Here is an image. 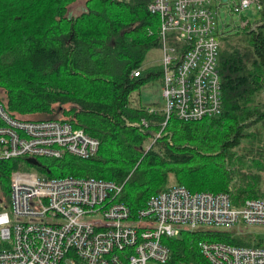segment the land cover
Here are the masks:
<instances>
[{
  "label": "trees",
  "instance_id": "1",
  "mask_svg": "<svg viewBox=\"0 0 264 264\" xmlns=\"http://www.w3.org/2000/svg\"><path fill=\"white\" fill-rule=\"evenodd\" d=\"M77 1L0 0V103L6 112L69 122L100 142L90 159L40 158L37 170L50 178L125 183L121 201L134 214L175 185L225 193L234 206L264 201V4L259 23L221 38L222 114L191 123L173 118L164 128L163 110L152 114L131 101L145 84L162 81L160 63L145 67L148 53L160 49L159 20L148 11L152 0H86V12L71 19ZM66 105L63 118L55 117ZM24 160L0 161L4 191L11 193L10 176L25 171ZM202 241L264 247L250 234L201 227L163 240L167 264H210Z\"/></svg>",
  "mask_w": 264,
  "mask_h": 264
},
{
  "label": "built area",
  "instance_id": "2",
  "mask_svg": "<svg viewBox=\"0 0 264 264\" xmlns=\"http://www.w3.org/2000/svg\"><path fill=\"white\" fill-rule=\"evenodd\" d=\"M215 2L152 0L148 6L159 20L164 127L173 118L191 123L223 112L218 18L227 2ZM253 7L261 12L262 1L238 0L232 11L241 16ZM250 25L241 20V29ZM99 148L97 139L69 122L16 119L0 103V161L67 155L87 160ZM10 182L12 216L0 213V264H167L170 249L163 240L184 231L264 228L261 199L234 206L225 193L175 185L134 214L121 201L125 183L21 170L12 172ZM199 249L210 264H264V247L202 241Z\"/></svg>",
  "mask_w": 264,
  "mask_h": 264
},
{
  "label": "rangeland",
  "instance_id": "3",
  "mask_svg": "<svg viewBox=\"0 0 264 264\" xmlns=\"http://www.w3.org/2000/svg\"><path fill=\"white\" fill-rule=\"evenodd\" d=\"M222 0H216L215 4L216 6L221 2ZM236 0H230L227 4L221 5L219 10V33L221 38L224 36L236 33L241 30V20H249L251 23V26L256 25L261 19V12H258V10L253 7L249 11H246L243 15L239 16L237 14H234L232 11L233 8V2ZM87 8V2L86 0H79L75 4L71 5L68 11V16L71 19L79 18L81 17L85 12ZM215 10L216 7H215ZM162 58V51L160 49L152 50L148 53V56L146 58V66H153L160 63V60ZM145 69V68H144ZM4 89L3 87H0V99H4ZM131 101L133 106H143L146 108H152L156 110H163L165 107V99L163 97V87H162V81L159 79H155L150 81L149 83L145 84L140 90L133 93L131 96ZM63 108H69V105L63 106L59 108L57 107V112L55 114V117L63 118ZM44 118H48L45 115H35V116H28L23 117L21 119L23 120H42ZM166 127V126H165ZM164 127V128H165ZM163 128V129H164ZM161 136V133H158L155 135V139L152 140V142L147 145V151H149L153 144L156 142L157 139H159ZM26 160V161H25ZM24 160V167L25 171L34 172V173H40L37 170V167L32 165L27 161V159ZM41 161V160H40ZM11 181V176H10ZM170 184L174 185L175 181L173 178L170 179ZM0 200H3V202H0V213L2 212H9L12 216V209L10 207L11 202V194L4 191V189L0 186ZM5 206H8V208H5ZM233 231H237V235H253L256 237V240L264 242V228H255V227H247L245 225H239L234 228H231ZM242 231V232H239ZM149 264H158L156 262H151Z\"/></svg>",
  "mask_w": 264,
  "mask_h": 264
},
{
  "label": "water",
  "instance_id": "4",
  "mask_svg": "<svg viewBox=\"0 0 264 264\" xmlns=\"http://www.w3.org/2000/svg\"><path fill=\"white\" fill-rule=\"evenodd\" d=\"M28 162L31 163L34 166H37L39 164L38 161L35 160V159H28Z\"/></svg>",
  "mask_w": 264,
  "mask_h": 264
},
{
  "label": "crops",
  "instance_id": "5",
  "mask_svg": "<svg viewBox=\"0 0 264 264\" xmlns=\"http://www.w3.org/2000/svg\"><path fill=\"white\" fill-rule=\"evenodd\" d=\"M222 1L228 3L230 0H222ZM222 1H221V2H222ZM237 1H238V0H236V1H234V2H237ZM261 1H262V3L264 4V0H261ZM234 2H233V3H234ZM227 3H226V4H227ZM258 23H259V22H258ZM256 24H257V23H256Z\"/></svg>",
  "mask_w": 264,
  "mask_h": 264
}]
</instances>
